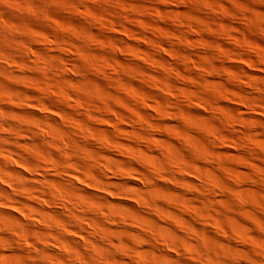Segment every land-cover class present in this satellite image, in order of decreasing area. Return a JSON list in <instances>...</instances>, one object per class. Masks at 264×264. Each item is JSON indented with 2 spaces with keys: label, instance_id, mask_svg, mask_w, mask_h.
Here are the masks:
<instances>
[{
  "label": "bare ground",
  "instance_id": "6f19581e",
  "mask_svg": "<svg viewBox=\"0 0 264 264\" xmlns=\"http://www.w3.org/2000/svg\"><path fill=\"white\" fill-rule=\"evenodd\" d=\"M176 1L178 2V0ZM168 2L169 0L167 3ZM172 2L174 3V1H170L169 4ZM182 2L183 1H181V3ZM178 3H180V0ZM212 3L214 6L215 3ZM156 4L159 3L156 2ZM216 4L217 7L220 5V3L217 2ZM205 6L207 5L205 4ZM219 7H221V5ZM219 7L217 9L215 7V10L220 9ZM159 9L160 7L158 10ZM209 10L210 9H208V11ZM208 11L206 12L209 14ZM195 12L199 13V11H194V13ZM214 12L215 11L213 10L212 14H214ZM226 12L227 11H225V13ZM88 13L92 15L91 17H96L95 13ZM220 13L223 14L222 11ZM212 14H209L210 20L212 19ZM215 16L213 18L216 20ZM223 16L225 17V15ZM201 17L204 16L202 15ZM0 18H3L2 22L0 21V48L5 51V54L0 56L1 60L3 59V62L4 60L6 62H10L12 59L11 57H13L12 55L15 53H19V56L21 54V57H26L30 52L27 51V48V50H16L15 46H13L15 48L14 49L10 45V39L13 40V38L16 37L17 39L19 37L17 34H14V31L11 29L13 26V20L10 18V15H2ZM198 19L203 25L206 24L207 26V23H210V20L207 21L205 18L198 17ZM218 19L221 20V18ZM223 19L220 21V24L221 22L222 24L225 23ZM147 21L148 22L145 25L150 23V20ZM181 21H178L179 24L173 23V25H177L174 30V35L176 36L177 41L179 43L186 42L189 46L198 48V50H195L196 53H199V50L201 49L203 54L199 53V55L206 54V56L212 60V63L215 62L214 60L218 59L216 57L219 56V59L221 58L223 62L221 63L223 65L220 67L224 68L223 70L227 67V69L231 72L232 68L224 65L225 59H223V57H225L227 61V59L233 55H224L220 53L221 56L224 55L221 57L214 49L216 47L215 43L217 42L216 44H219L221 42V40L219 41L220 36L218 35L220 33L218 31L223 29L217 30V38H219L217 39L218 41L212 40L214 35H210V33L212 34L211 31L209 33V37L211 36L210 38L212 42H215H213L215 47H211V41L210 43L201 39L204 40L203 45L201 44L203 46L202 47L199 45V42L201 43L200 38H197L200 40L197 45V41L195 40L194 42V38L191 39V35L189 37V34L193 35L195 30L196 32L199 31V33H206L203 31L204 26L198 25L200 26L199 28L202 27L199 29L198 26H194L196 24L192 25L193 22H188L187 24L185 22L184 24L189 27L190 32L191 30H194L189 33L186 32L189 31V29L185 30L184 25L180 24ZM152 25L155 26V24L151 23L149 26ZM226 25L222 28L229 27ZM209 26L210 27H206L205 30L211 28V23ZM167 28L168 27L166 26V30ZM148 29L151 30L150 27ZM210 30L214 31L213 28ZM208 31L209 30H207V32ZM227 31L228 30H226L225 33ZM220 32L222 33V31ZM66 33L67 37L73 36L75 38L73 39L72 37L71 39V41L74 40V44L77 41V43L81 41V44L84 45H82V49L85 50V47H91L89 45L92 40L89 42L85 37V39H82L84 34L77 33L74 35L76 33L75 32L71 35L70 31L69 33ZM186 33L189 34L187 35ZM155 34L156 37L159 35L157 33ZM168 34L174 36L172 33ZM216 34L217 33L215 32V35ZM220 35L224 37V34ZM159 36L162 35L160 34ZM164 36L167 37V35H163L162 41L159 39L160 37H157V39H159L157 42H152V40L148 39L151 43H153L152 45L155 46L157 44V46H160L159 48L162 50H168L163 43L165 41V39L163 41V38H166ZM198 36L201 37L200 34ZM203 36L209 38L207 37L208 34H202V37ZM31 37L35 40V42L42 41L41 37L38 35L33 34ZM192 37L197 36L193 35ZM114 39L115 37L113 40ZM167 40L169 39L166 38V41ZM225 41L224 43L226 44ZM237 42L238 41H236V47L244 49L242 47L244 43L242 42V44L241 42ZM31 44H29V47H31ZM76 44L75 46H77ZM222 44H219L221 48L223 47ZM53 45L55 44L51 42L50 46ZM33 46L34 49H39V47L35 48L36 46ZM64 46L59 48L60 50H63L62 53L60 51L57 52V55L53 54L57 57L56 59L58 61L56 60V62L54 61L52 63L51 61H48L49 57H47V55L44 56L43 53L45 51L42 49L39 50L43 56H35L38 58L36 60L35 67L38 66L40 69L47 72L48 75L51 74L50 76H52L53 79H51L52 77L50 78V76L48 78H50L52 82L54 81L53 83H55L58 87L56 94L60 98V102L66 105V108L68 107V112L70 113H68L69 115H66V113H64L66 111L62 109L61 110L64 114L60 109H50L42 102L38 104H31L26 100H23L18 96L19 91L12 87L14 83L12 82V84H9V81L12 80L7 79V81L5 79V81L9 82V85L6 84L7 82H4L7 86L2 83L5 88H7L5 90L10 91V89H12L13 91H17V94L14 95L15 98L9 97L7 94H3V100L15 102L16 105L29 107V109H34V111L36 109H41L47 112V119L45 121L40 119L38 121L40 124L37 127L35 126L36 129L34 130V127L32 126L33 124L28 123V120L26 122L21 121L22 119L20 120L21 116L24 117L23 113H21L23 114L21 115L13 108H9L7 109L8 111H6L5 107L0 104V143L7 141L15 145L23 146H32L34 143L36 147L34 150L35 153L33 152V156L31 153L28 154L29 152H26L27 155L32 156V158L29 157L30 160L28 159L26 161L22 158V155L25 152H22L23 154L21 153V155L16 151L6 150L3 146L6 143L3 145L0 144V264H29L27 261L28 259H33L35 264H244L242 261L245 257L254 263L264 264L263 243L246 235L240 227L238 228L237 224H235L237 226H235L237 230V237L241 241L251 243V246L244 244V242H236L235 244H232L233 241L225 239L222 236V238L215 237L211 233L212 231H215L216 234L218 233L219 235L226 236L228 232L226 231L227 229L224 227L222 220H220V217L226 215L228 218H231L229 216L231 212L237 208L238 210L236 211H240V207L242 208L241 205H238L240 207H237V205L234 207L235 204L232 205L234 209L231 207L229 202L233 203V201H235L234 199H236L239 195L235 198L230 195V192L226 191L227 189H233L232 192L237 190V193L239 191L240 196L237 199H240L244 203L250 200L251 196H248L249 193H242L245 190L253 193L255 192L258 196L261 195V197L264 194V140H259L257 137L258 135H263L264 133V74L259 71L264 69L263 48H253L255 49L256 56L260 59L259 62L252 59L249 55V57H245L241 54L236 56V58L238 57V60H245L247 64L256 67L259 73L256 74L254 72L255 75L250 72V70L248 71L245 67L241 66L238 68V72L236 71V74L234 69V74L229 76L226 73V76L223 72V74H220V72H217L214 69H206V65L204 66V64H200L199 61H194L191 58L192 62L190 61V63L193 64V67L191 66L192 64L190 66L192 68L196 70L199 69L197 71H200L199 73L203 72L202 75L205 73L209 74L208 78L210 77V74L215 75V77L218 75L221 82L217 80V86L218 83H220L223 85V88L221 86L219 88L215 86L214 88H216V90H213L214 88L212 89L210 84L213 83L214 80L209 84V79L205 77L207 75L202 76L198 74V76L201 77L199 79H193L194 82H197V84L194 86L192 83L191 87L193 86L197 88V86L200 85L203 88V93H193V96L191 94L192 98L190 97L188 99H184V95L182 96V99L181 94L180 92H177L178 89H176V87V92L180 94L178 96L181 99L175 94L173 84H176V82L178 84L179 79L175 77L176 72H170L168 71V68L166 69V72H163L164 69L162 70V77L161 75H158V77L156 76V81H148L149 79L147 80L142 77L141 79L144 80L142 83L140 82V84H144L143 87L146 88L145 95L143 94L144 97L134 91H131L130 89H126L130 90L127 92V98H130L135 104L134 106L130 99L128 101H131L132 103H130L132 105L127 104L126 101L125 104L128 105V109L132 112V115H128L126 113L123 114V112L121 113L110 106L108 99L111 97H108L107 94L98 90H96V92L94 91V85L92 86L91 84L96 81L95 77L92 78L91 76L92 80L94 79L91 82V79L88 80L90 75H92V73L94 75L95 72L93 70L94 72L90 74L89 69L95 68L98 70L97 72L105 75L107 73L110 74L113 71L117 74L115 69H112V72L109 71L112 64H108V66L110 65L111 67L107 69V67L102 66V64L100 65L98 60V62H96L94 59H91L90 56L92 54H89L90 56L87 55L88 53L82 55L81 51V54L79 55L82 56V58H80L83 59L87 68L90 67L86 70V72H88L86 75L89 77L87 78V76H81L82 73L85 72L83 70V68L86 67L85 64L80 62L82 65L84 64V67L80 69L82 67H80L81 64H79V68L77 67L78 65H72L67 60V57H69L70 54H78L77 48L70 45L64 48ZM157 46L156 48H151L150 53L155 51L156 55H158L160 52L157 54V51H159ZM175 47H177V49L174 48L175 52L173 51V54L180 52L184 55V51H187V48L185 47ZM247 48L249 47L247 46ZM34 49H30L31 54L35 53ZM54 49L57 50V48ZM89 49H87L88 52L92 50V47L90 51ZM176 50L179 52H176ZM93 51L94 50H92L91 53ZM112 51L113 50L109 53L110 56H114L116 49L113 53ZM187 52L190 53L189 50ZM131 53L136 55L132 50ZM47 54L49 53L47 52ZM50 55L51 54H49V56ZM100 55L102 54L99 53V56ZM150 55V57L147 55V60L152 67L156 68V66L160 64L161 60L162 63H164L163 61H166L165 59L163 60L161 53V60V57L159 58L160 55H158L159 59L155 55ZM191 55L194 56L195 54L193 55V53H191ZM191 55L189 54L187 57H191ZM96 57L98 56L96 55L95 59ZM155 57L160 61L157 62ZM212 58H214V60ZM24 59H16L18 61H15L13 64L18 65L16 67L19 71H23V68L29 66ZM81 59L80 61H82ZM108 59L110 60L111 58ZM13 60L14 58L12 61ZM73 61L75 62L76 60H72V62ZM78 61L76 62L78 63ZM11 62L10 64H12ZM217 62H219V60ZM228 62H230V60ZM180 63L183 64L185 62L180 61L179 64ZM186 63L184 65L187 67ZM7 64L8 63H5L6 66ZM139 64L134 62L133 67L135 66V69H137ZM215 64L212 68H215ZM6 66L0 65V75L1 73H4L3 75H6L5 77L8 75L13 79V81L18 80L23 73V75L27 74L25 72L20 74L21 72L19 73L15 66H12L13 68H8ZM32 66L30 63V67H28L30 69L28 70H31ZM165 66L168 67L166 63ZM165 66L162 68H165ZM173 66H176V64ZM182 67H178L179 70L182 69ZM184 67L183 69L185 70ZM138 68L140 69V67ZM158 68L161 71L160 67H157L156 71H159ZM216 68L218 67L216 66ZM175 69L177 71V68ZM188 69H190V67ZM150 71H152V68ZM156 71L154 70L153 73L151 72L152 77ZM219 71H222V69ZM72 73L81 75L78 76L79 78L77 77L79 79L77 82L78 84L69 87L68 85L71 84V81L73 83L71 76ZM191 74L192 73H190V75ZM182 75L181 77L183 79H181L183 81L184 77ZM0 77H2V75ZM211 77L213 79L214 76ZM21 78H23V76ZM85 79H87L90 84H81V82ZM3 80H1V82ZM187 81L185 82L187 85L189 84L190 87V83ZM120 82H122V80ZM156 82H159L161 87H159ZM95 84H97V81ZM125 86L124 88H126ZM180 86L179 89L181 90ZM190 88H188V91ZM39 91V95H45V91L47 90ZM46 95L48 96V94ZM186 95L189 96L188 93ZM215 96L217 99L221 100L220 103L219 100H216L218 104L225 101L224 104L221 105L226 111L225 113L216 111L213 108L212 97L215 98ZM94 99L103 104V106H98V109L97 107H93L92 103H95ZM146 99H150L151 103L153 102L154 104H148ZM163 99H165V103L163 102ZM166 101L167 108L169 103L171 105L169 106V109L175 110L174 118L176 119V122H182V126H184L185 123L186 127L184 128L186 130L189 131L190 129L187 128L190 127L193 132L197 134L199 133V136H197L198 139L195 138L193 140L196 136H189L185 129H182L184 131H182V135L178 129L180 136L176 139L173 138L174 131L172 132V128L174 127H172L173 125L170 122L173 115L172 113H169V110L167 113V108L165 107ZM228 101L229 103L234 102V107L232 104H228ZM235 103L243 107L242 110L241 108H235ZM127 105L125 106L127 107ZM194 106H198L204 111L207 110V112H212L215 119H218V123L222 121L227 126L225 127L227 130L229 129L230 135H223V131H225V129L220 131L218 126L216 128L217 124L213 127L209 125L207 126L203 123L204 120L202 122H196L193 120L194 116H192V112L197 108ZM149 107L153 108L154 113H157L158 117L160 116V119H156V115L153 114L152 110L148 109ZM198 110L195 111L197 112ZM218 110H220V108ZM31 111L28 112L27 110V117L35 116L33 110ZM6 114L12 116L13 119L19 118L21 122L19 123V120L18 123L15 121V124L18 125L14 126L15 124L9 122V119L7 120ZM167 116H170L171 119L166 120L165 117ZM236 116L237 118L239 117L238 119L240 120L238 121H241L240 123L242 126L240 124L239 126L238 123L236 125V120H232L234 119L233 117ZM57 117H60L59 119L61 120ZM122 118L132 125L133 128L130 127L132 131L127 130L128 127H125ZM203 118L205 117H201V119ZM215 119H212L213 122ZM94 121H97L95 123L98 124L93 125ZM169 122L172 126L168 124ZM176 122H173V124L176 125ZM213 122L211 121V123ZM194 129L196 131H194ZM227 134L229 133L227 132ZM200 135L205 137L206 140L208 139L210 142L209 145H213L212 147L214 148L211 149V146L204 145L202 142L205 141V138L201 141ZM188 137H192V139H189ZM139 143L144 145L145 148H140L138 146ZM220 145L238 148L245 153V157H241L243 159L242 162L240 160V162L236 161L237 157H234L235 160L233 161H236L237 163L234 162L233 165L231 164V169H228L229 173H226L225 164H222L224 161L222 162L220 149L223 147H220V151L216 150ZM18 148L20 149L21 147ZM255 152L263 156L257 157L258 154ZM230 154L227 153V157H229ZM122 159H128L129 162L133 163H135V161L146 162L155 168V174H151L147 171V168L144 165L139 164L141 170L137 173L136 178L147 186L151 193V197L145 196L142 189L139 187L130 188L129 183L126 180H124L126 182H118L117 180H114L115 177L121 176V170L118 166V162ZM242 176L245 177L243 178ZM225 177H228L232 181L231 186L230 182L227 180L225 181ZM8 186L14 190L9 189ZM123 192L128 193L135 201H137L139 205H141L142 208L140 206L137 207L133 203H125L123 201L117 202L110 199V196H119ZM221 199H228L227 201L229 202L226 201L225 203H227L233 210L231 211V208L229 209L227 205L226 207L224 206L225 208L223 207V209L219 208L217 204L221 205L219 204L221 203L219 202ZM254 199L257 198H253V200ZM257 200H259V198ZM187 201H189V204ZM190 202L196 203L199 206V210L193 211L190 207ZM257 202L261 205L259 201ZM178 210H181L183 213L185 212L184 214H191V216H193L191 218H195V220L192 221H197L198 226L194 224L192 225L190 221L185 219L183 213L181 214ZM212 212H215L216 215L222 213V216L218 217V219ZM249 212H251V210ZM181 215H183V217ZM230 215L232 216V214ZM23 217L26 218V220ZM234 219L236 220V218ZM259 222L264 223L261 220H259ZM143 241H145L148 245H145L144 247L143 244L146 243L144 242L142 244L141 242ZM220 255L226 257L229 262H226L225 259L222 261L223 259H220Z\"/></svg>",
  "mask_w": 264,
  "mask_h": 264
},
{
  "label": "rangeland",
  "instance_id": "374dc122",
  "mask_svg": "<svg viewBox=\"0 0 264 264\" xmlns=\"http://www.w3.org/2000/svg\"><path fill=\"white\" fill-rule=\"evenodd\" d=\"M167 1L168 0H160V1L159 0L158 1H156V0H0V17H2V15L3 16H5V15L9 16L10 15V18L13 20V26H12L11 29H12V31H14V34H17V36H19L17 39H16V37L13 38V40L10 39L11 42L10 41L9 42L11 44L10 43L9 44L12 47L15 46L16 50H18V49L25 50L27 48L28 50L27 49L26 50L28 52L29 51L31 52V50L34 49L33 45L36 46L35 48L39 47V49H34L35 53L31 54L29 52L30 55L28 53V55L26 56L27 58L24 57V56L21 57V54L19 56V53L18 54H16V53L13 54L12 55L13 57H11V58L12 59L14 58V60L12 61V59H11L12 62L10 61L12 64H10V62H6L5 60L3 62V59L1 60V58H0V65L6 66L5 63H8L7 66H6L8 68H10L12 66L13 67L14 66L15 67L18 66L17 64L13 65L15 63V61H18L19 59H24V58H25L24 60L26 61V63L29 64L28 67H30V63H31V66L34 63V65L31 67V70H28L30 68L25 67V68L22 69L23 71H19V69H17V67H16L17 71H19V73L21 72L20 74H22L23 72L27 73L25 75H23L24 73L22 74L23 78H21L22 77L21 76L20 77L21 80L19 78L18 80L13 81V79L10 78L8 75H7V77H8L7 78V77H5L6 75L5 76L3 75L4 73L3 74L1 73L2 77L3 76L4 77L3 78L0 77L1 78L0 79V104L5 107L6 111H8L7 109H9V108H13L19 114L23 113L24 115L23 114H21V115H23L24 117L26 116V114L28 112L33 110V113L35 114V116H34L35 118L34 117H27L28 116L27 115L26 116L27 119H26V117L24 118V117L21 116L20 120L22 119L21 121H24V122H26L28 120L27 121L28 123L33 124L32 126L34 127V130L36 129L35 126L37 127L40 124L38 122L40 119H42L43 121H45L47 119V112H45V111H43L41 109H36L34 111V109H29V107H23V106L16 105L15 102H12V101H9V100L5 101V100H3V98H4L3 94H7L9 97L15 98L14 95H16L17 94L16 92L19 91L18 96L21 97L23 100H26L27 102L31 103V104H35V103L38 104V103L42 102L47 107H49L50 109H55V110H57V109L61 110L62 109V110H65L66 112H64V113H66V115L69 113L68 112L69 111L68 107L66 108V105H64L63 103L60 102V98L56 94L57 90H58V87L56 86L55 83H53L54 81L52 82L51 79H53V77L50 76L51 74L49 73L50 75H48V73L45 72L44 70L40 69V67H38V66H36L37 68L35 67L36 60L38 59L36 57L43 56V54H44V56L47 55V57H49V59L47 58L49 62L50 61H51V63L54 62V61L56 62V60H57L56 58L57 57H55V55H57V52L61 51V53H62V51H63L62 49L61 50L59 49L60 47H63L64 45H66V46H68V45L75 46V44L78 41L75 42V44H74V40H72L73 41V43H72L71 39H72L73 36H71V37H67L66 36V34H67L66 32L69 33V31H70L71 35L74 34L75 32L76 33L74 35H76L77 33H82V34H84L82 39L86 38V40H88L89 42L92 40V42H90L89 46L92 47V50H94L93 51L94 53L93 52L91 53V51H92V50L90 51L91 47H89L90 49L88 47H85L86 48L85 49L86 52H85V50L82 49L83 48L82 47L83 44H81V41H80L79 43L81 45L79 43H77L76 44L77 46H75L77 48V51H78L77 55L76 54H70V55L66 54V55H69V57L66 56L68 62H70L72 65H75V66L78 65L77 67H79V64H81L82 62L84 63L83 59H81L82 56L79 55V54H81V51H82V55H84L85 53L86 54L88 53L87 55H89V54L91 55L92 54L91 55L92 57L89 55L90 58L94 59L96 62L99 61L98 63L100 65L102 64V66H104V67H107V69H109L111 67L110 65L108 66V64H112V67L110 68L111 70L109 69V71L112 72L113 71L112 69H115V71H117L116 73L118 75L115 74L114 71L112 72L114 74H112V73H110L108 71L110 74L107 73L105 75L103 73L97 72L98 70L95 69V68L94 69H89L90 67L87 68L86 64L84 63L86 67H84V64L83 65L81 64L80 67L81 66L82 67L81 68L79 67V68L82 69L84 67L85 69L83 68V70L85 72H83L82 75L81 74L72 73L73 75L71 74V76H72L73 83H75V82L76 83L73 84L72 81H71L72 85L69 84L68 86L70 87V86H75L76 84H78L77 82L79 81V79H78L79 75L87 76L86 75L88 73V72H86L87 69L90 70V74L95 71L96 72V73L94 72L95 76L93 75V73H92V75H90V78H88L89 76H87L88 80L91 79L90 82L94 80V79L92 80V78H94V77H95V79L97 81V84H95L96 81H94V83L91 84L92 86L94 85L93 86L94 87V91L96 92V90H98V91H100L102 93L104 92L105 94H107L108 97H111V98H109L110 100L108 99V103L110 104V106H112L117 111H120L121 113L123 112V114L126 113L128 115H132V112L130 111V109H128V105L127 104L132 105V104H134V102L130 98H127V96H128L127 92L131 90V91H134L135 93L141 95L142 97H144L146 88H144L143 87L144 84H140V82L142 83V81L144 79H147V80L149 79L148 81H150V80L156 81V76L158 77V75L159 76L161 75V77H162L163 72H166L167 68H168V71H170V72H173V73L176 72L175 73L176 76L175 75L174 76L177 79H179L178 84L176 82L177 85L175 83L173 84V89H174L175 94L177 96L181 94V97L184 95L183 96L184 99L185 98L188 99L190 97L192 98L193 93H196V92L203 93V88L200 85H198L197 88L192 86L194 89L191 87L192 83L194 84V86L197 84V82H194L195 78L199 79L201 77V76H198V74H200V75L203 74L202 71H201L202 73H199L200 71H197L199 69L196 70V69L192 68L193 64L190 63V61L192 59L194 61L195 60L199 61L200 64H204V66L206 65L205 66L206 69H214L217 72H220V74L225 73V75H226V73H227V75H229V76L234 74V69H235V74H236V71L241 66L245 67V69L248 70V71L250 70V72H252V73H254V72L256 74L259 73L256 67L247 64L245 62V60H238V57L236 58V56L238 54H241V55H243L245 57L251 56L252 59L256 60L257 62L260 61V59L256 56L255 49H253V48L259 47V48H263L262 50H264V0H180V3H178L179 0H178V2L176 0H169V2L170 1H174L175 4L173 2L169 4V2L167 3ZM181 1H183V2L181 3ZM156 2H158L159 4H156ZM212 2L215 3L214 6H213ZM216 2L220 3L221 7L223 6L222 10H221V7H219L220 6L219 4H218L219 5L218 7L220 9H218V10H220V11L215 10V7H216V9L218 8ZM205 4L209 8L207 6H205ZM159 7H160V9L158 10ZM208 9H210V10L208 11ZM211 9H212V11H211ZM112 10H114L115 12L112 11ZM213 10L215 11L214 14H212ZM194 11H199V13L198 12L194 13ZM206 11H208L209 14H212L211 18L213 19V21H212V19L210 20V15ZM221 11H222L223 14L220 13ZM225 11H227V12L225 13ZM88 12L95 13L96 17L95 16L91 17L92 15H90ZM215 13H217V14H215ZM202 15L204 17H201ZM223 15H225V17ZM232 15H234L236 18L234 16H232ZM208 16H209V18H208ZM214 16L216 17V20L218 18H221V20L224 18L223 19L224 22H225L224 24L225 25L226 24H230V25H226V26H229V27H226L227 29L225 27L222 28L225 25L222 24V22L220 24V21H221L220 19H218L216 21L213 18ZM198 17L205 18V19H207V21L210 20L211 28L207 29V30H209L208 32L205 29H206V27H210L209 26L210 23L206 22L208 25L207 26H206V24L203 25L199 21ZM227 18H228V20H227ZM2 19L3 18H0L1 22H2ZM147 20H150V23L151 24H155V26L152 25L153 26V28H152V26H149L150 23L148 25H145L148 22ZM173 20H175V21H173ZM178 21H181L180 24L184 25L185 30L189 29V27H187L184 24L185 22H186V24L188 22H191V23L193 22L192 25L196 24V25H194L195 27L198 26V25L204 26L203 31H205L206 33H203V32L199 33V31L196 32V30L195 31L191 30V32L194 31L193 35L197 36V37H192L193 35L189 34V33H191L190 29H189V31H186V32H189L188 33L189 37L191 35V37H190L191 39L194 38V42H195V40L197 41L196 42L197 45H198V42L201 39H204L207 42H210V41L212 42V40L216 41L217 39H219L217 37L220 36L219 41L221 40V42L219 44H222V42H223V44H222L223 47L221 48V46L219 44H216L217 42L215 43L214 41L213 42L215 43L216 47L214 46L213 42H212V46L211 45L210 46L211 47H215L214 49L216 50V52H218V54L220 56H221L220 53H222L224 55H230V54L233 55L231 57L228 56L230 58H228L227 61H226V58L223 57L224 55L221 56V57H223V59H225V61L223 60L225 62L224 65L231 67L232 70H233V71L231 70V72H233V73H231L230 70L227 69V67H225V70H223L224 68L220 67L221 65H223V64H221L223 62H222L221 58L219 59V56H217L216 58H218V59H215V60H214V58H212L217 64L216 65L215 62H213L215 64V68H212V67H214L213 66L214 64L212 63V60L209 59V57H207L206 54L202 55L203 53H202L201 49L199 50L200 51L199 53H202V54L199 55V53L195 52V50H198V48H193V47L189 46L188 44H186V42L185 43H179L177 41L176 36L174 35L175 34L174 30H175V28L177 26L176 24H179ZM218 21H219V24H218ZM103 23H106V24H103ZM173 23H176V24L173 25ZM220 25H221V27H220ZM166 26L168 27L167 30H166ZM200 26H198V28ZM147 27L148 28L150 27L151 30L148 29ZM162 27H163V29H162ZM201 28H199V29H201ZM212 28H213L214 31L210 30ZM220 29H223V30H220ZM225 29L228 30L226 33H225V31H226ZM65 30H66V32H65ZM148 30H150L152 33L150 31H148ZM171 30H173V31H171ZM217 30L222 31V33L220 31H218V32L220 34H224V37L222 35H220V34L218 35ZM80 31H82V32H80ZM166 31L168 33H172L174 36H172L171 34H168ZM210 31L212 32V34L210 33ZM64 32H65V34H64ZM195 32H196V35H195ZM213 32H214V34H213ZM215 32L217 33L216 35H215ZM228 32L230 34H232V35H230ZM155 33H157L159 35L160 34L162 35V36L157 35L158 38L160 37L159 39L161 41H162L163 35H167V37L166 36H164V37H166L169 40H167L168 41L167 42L166 38H163V41L165 39V41L167 42L166 43L164 41L163 43L165 44V47L168 48L169 52H168L167 49H163L165 51L164 52L161 48H159L160 46L158 47L157 44L154 46V45H152L153 43H151L149 41V39L152 40V42H157L159 40V39H157ZM162 33H164V34H162ZM209 33H210V35H214L212 40L210 38L211 36L209 37ZM33 34L38 35L39 37H41L42 41H36L35 42V40H33L32 37H31ZM199 34H200L201 37L198 36ZM202 34L203 35L208 34L207 37H209V38H206V36L202 37ZM215 36H216V38H215ZM114 37H115V39L113 40ZM68 38H70V39H68ZM154 38L156 39V41H155ZM197 38H200V40H198ZM44 39H46L48 42L46 40H44ZM73 39H75V38L73 37ZM43 40H44V42H43ZM204 40H201V43L199 42L200 46L203 45ZM25 41H27V42H25ZM68 41H70V42H68ZM115 41H116L117 44L115 43ZM224 41L226 42V44L224 43ZM236 41L241 42V43L243 42L244 44L242 43L243 45L242 44L241 45H242V47L244 49H239L238 47H236L237 46ZM0 42H1V40H0ZM51 42H53V44H55V45L50 46ZM65 42H66V44H65ZM27 43H29V44L32 43L31 47H29L30 45L27 44ZM56 43H58V44H56ZM56 45H58V46H56ZM66 46H64V48H66ZM156 46L159 49V51H157V54L160 52L162 57H163V60L164 59L166 60V61H163L164 63H162V60H161L162 57H161L160 53L158 55H160L159 58L161 57L160 58L161 61L158 60L159 58H158V55H156L155 51L150 53L151 48L152 49L154 47L156 48ZM172 46H173V48H172ZM175 46L185 47V48H187V51L189 50L190 53H188L187 51H184V55H186V54L187 55L185 57H183L184 56L183 53L181 54L179 51L176 50V52H179V53H177L178 55L177 54H173L175 52L174 48L177 49V47H175ZM247 46L249 48H247ZM54 48H57V50L54 49ZM169 48L171 49V52H170ZM41 49L43 51H45L43 54H41L40 53L41 51H39ZM87 49H89L90 52H88ZM115 49H116V51H115ZM226 49L228 50V52H227ZM35 50H37L39 53L37 51H35ZM103 50H104V52H103ZM111 50L115 51L114 52L115 53L114 56H110L109 55ZM131 50L134 51L136 55H133L131 53ZM113 51H112V53H113ZM47 52L49 54H51L52 56L50 55L51 56L50 57L49 54H47ZM97 52H99L102 55L99 56V53H97ZM154 52H155V54H154ZM181 52H183V51H181ZM191 53H193V55L194 54L195 55L192 56ZM3 54H5V51L2 48H0V56H3ZM53 54H55V55H53ZM106 54H108V55H106ZM150 54H152V56H154V55L157 56L158 59L155 57L156 58L155 60H157V62L160 61V64H158L159 66L157 65L156 68L152 67L150 65V63L148 62V60H147L148 56L149 57L151 56ZM189 54L191 55V57L190 56L187 57ZM96 55L98 57H96V59H95ZM181 55H182V57H181ZM75 56H77V57H75ZM70 58H72V59H70ZM108 58H111V59L109 60ZM182 58H185L186 60L182 59ZM210 58H211V56H210ZM16 59H18V60H16ZM80 59L82 61H80ZM72 60H76V61L79 60V61H78V63L76 61L75 62L73 61L74 63H77V64H74L72 62ZM218 60H219V62H217ZM229 60H230V62H228ZM180 61H183L185 63L187 61V63H186L187 67H186V65H184L185 63H183V64L180 63L179 64ZM108 62H110V63H108ZM134 62L137 63V64L140 63L139 66H138V67H140V69L137 67L138 71H137V69H135V66L133 67V63ZM175 62H178V63H175ZM165 63L168 65V67L165 66ZM174 63L176 64V66H173V65H175ZM181 64L183 65V67L185 66L184 67L185 70L183 69ZM8 65H11V66H8ZM131 65H132V67L134 69L131 67ZM113 66H114V68H113ZM163 66H165V68H162ZM188 66L190 67V69H188L189 68ZM207 66H208V68H207ZM216 66L218 68H216ZM157 67H160L161 71L159 70V68H158L159 71H156ZM178 67H180V68L182 67V69L179 70ZM151 68H152V71H150ZM169 68H170V70H169ZM175 68H177V71H176ZM220 69H222V71H219ZM226 69L228 70L229 74H228ZM154 70L157 73L155 72L154 74H156V75L153 74V77H152L151 72L153 73ZM162 70H163V72H162ZM191 70H192V72H191ZM134 71H135V75H134ZM259 71L262 74H264V69H261ZM184 72H185V74H184ZM138 73H140V74H138ZM190 73H192V74L190 75ZM255 73H254V75H255ZM83 74H85V75H83ZM194 74H196V75H194ZM133 75L136 76V77H134ZM181 75L184 77L183 81H182L183 78L181 77ZM205 75H207V76H205ZM49 76H50V78L51 77L52 78L51 79L48 78ZM91 76H92V78H91ZM190 76H192V77H190ZM202 76H205L207 79H209V84L211 82H213V80H214V82L210 84V87L212 89L215 86L217 88H219L220 86L223 88V85L220 84V83H218V86H217L216 81L220 79V77H218V75L215 77V75L210 74V77L214 76L213 79H212V77L208 78L209 74H206V73L204 75H202ZM142 77L144 79H141ZM73 78H76V79H73ZM138 78H140V79H138ZM5 79L6 80L7 79L8 80H12V81H9L10 82L9 83V82H7L8 80L5 81ZM97 79H99V80H97ZM187 79H188V81H187ZM1 80H3V81L1 82ZM85 80L83 82H81V84H83V85H85L84 83H87V85L90 84V82L87 79H85ZM119 80L120 81L122 80V82H120ZM185 81L190 83V87L191 88L189 87V84L188 85L186 84ZM4 82L5 83L7 82L6 84H8V83L12 84V82H13L14 85H12V87L16 88L17 91L16 90L13 91L12 89H10V91L5 90L7 88H5L4 85H6V84ZM219 82H221V81L219 80ZM2 83H4V85ZM157 84H158L159 87H161L159 82ZM212 84H213V86H212ZM123 85L124 86L126 85L125 86L126 88H124ZM185 85H187V86H185ZM179 86L181 87V90L179 89ZM9 87H11V86H9ZM175 87H176V89H178V91L175 89ZM183 87H187V88H183ZM188 88H190L191 91H190V89L188 91ZM198 88H200V89H198ZM126 89H130V90H126ZM196 89H197V91H196ZM224 89H223V91H224ZM39 90H41V91L47 90L48 93H47V91H45V95H39L40 94ZM192 90H193V92H192ZM213 90H216V88H214ZM176 91L180 92V94H178ZM53 93H55V94H53ZM187 93H188L189 96L186 95ZM46 94H48V96ZM191 94H192V96H191ZM230 95H232V94H230ZM183 97H182V99H183ZM129 99L133 102L132 103L130 101L132 104L128 101ZM165 99H163L164 103H165ZM212 99H213L212 100L213 108L216 111L225 113L226 111L224 110L223 106H221V105L224 104L225 101H222L223 103L218 104L216 100H219V99H217L216 96H215V98L212 97ZM94 101H95V103L94 102L92 103L93 107H97V109H98L100 107V105H101V107L103 106V104L99 103V101L97 102V100H95V99H94ZM126 101H127V104H125ZM146 101L150 105L154 104L153 102L151 103L150 99H148V100L146 99ZM220 102H221V100H219V103ZM227 103L230 104V105L232 104V106L234 107V104H233L234 102H232V103L230 102L229 103V101H228ZM125 105H127V107ZM168 105L171 106L169 103H168ZM216 105H217V107H216ZM235 105L237 106V107L235 106V108H241V110H242L243 107H241L240 105H238L236 103H235ZM134 106H135V104H134ZM169 106L167 108V101H166L165 107L167 108L166 109L167 113H168V110L170 111L169 112L170 114L172 113L173 116L170 115V116H172L171 117L172 120H170L171 119L170 116H167L165 118H166V120H170L171 124L173 125L172 126L170 124V122L168 123V124H170V126L174 127V128H172L173 130L172 129L171 130H172V132L174 131L173 132V136H174L173 138L176 139L178 136H180V134L181 135L183 134V132H184L183 130L185 129L184 127H186V124L184 123V126H182L183 125L182 122H179V121L176 122V119L174 118V111L175 110L172 109L173 110L172 111L171 109H169L170 108ZM194 107L195 108L197 107V108L195 109ZM194 107L193 108L195 110H198V108H199L198 111H200V112H198V111L196 112L195 110H193V112L195 111L194 113L192 112V116H194L193 120H195L196 122H202L204 120L203 123H205L207 126L209 125V126L215 127V125L217 124L216 128L218 126V128H220L219 129L220 131L222 129H225V131H223V135H225V136L226 135H228V136L230 135L229 129L227 130V128H226L227 126L220 120L219 121L221 123L220 122L218 123V121H217L218 119H215V117L212 114V112H209V111L207 112V110L204 111L202 108L200 109V107H198V106H194ZM219 108H220V110H218ZM148 109L153 111V108L149 107ZM27 110H28V112H27ZM62 110H61V112H62ZM129 113H131V114H129ZM153 114L156 115V119L157 118L160 119V116L158 117L157 113H154V111H153ZM195 115L197 116V118H196ZM6 116H7V120L9 119V122H11L12 124H15L16 122L18 123L19 118H14L13 119L12 116H9L7 114H6ZM201 117H205V118L201 119ZM37 118H38V120H37ZM57 118L59 119L60 117H57ZM233 118L234 119H232V120H234V121L236 120L237 121V122L235 121L236 125H237V123H238V125L239 124L241 125V123H240L241 121L240 122L238 121V120H240V119H238L239 117L237 118V116H236V117H233ZM92 119H94V118H92ZM212 119H215L214 122H213ZM20 120H19V123L21 122ZM59 120H61V119H59ZM211 121L214 124L211 123ZM95 122H97V121H94V123L92 122L93 125L96 124ZM123 122H124L123 124L125 125V127L126 128L128 127L127 130L132 131L131 128H130V127H132V125H130L129 122L125 121L124 119H123ZM173 122H176L177 124L175 125V124H173ZM220 124H223L224 126L220 125ZM16 125H18V124H15L14 126H16ZM127 125H130V126H127ZM176 126H178V127H176ZM181 127H183V128H181ZM178 129H179L180 134L178 132ZM187 129L191 130V131L189 130L190 131V133H189V131L185 129L189 136L190 135H192L193 137L196 136V137L193 138V140L195 138H197V136H199V133L197 134V133L193 132L192 128L188 127ZM186 131H185V133H186ZM194 131H196V130L194 129ZM227 132L229 134H227ZM220 133H222V132H220ZM22 135H24V134H22ZM223 135H221V136H223ZM202 137L203 136H201V139H200L201 141H203L202 139L205 138V137H203V138ZM257 137H258L259 140L263 141L264 140V133H263V135H258ZM188 138L192 139V137H188ZM204 140L206 141V142L205 141L202 142L204 145L211 146V145H209L210 142H209L208 139L206 140V138H205ZM0 144H2V145L5 144L3 146L5 147L6 150H9V151L10 150L16 151L19 154H21L22 152L23 153L25 152L24 153L25 155L23 153H22L23 155L22 154L21 155H22L23 160H26V161L29 159V157L32 158L33 152L35 153L34 150L36 148L35 144L34 143L32 144V142H31V144H32L33 147L31 145L30 146L15 145V144L7 142V141H4V143L2 142ZM138 146L140 148L143 147V149L145 148L144 145H141V143H139ZM212 146H211V149L214 148ZM18 147H21V148L19 149ZM220 147H223V148L220 149ZM25 149H27L28 151L25 150ZM216 150L217 151L219 150L221 152L222 162L223 161L225 162V163L224 162L223 163L221 162V163L223 165L225 164L224 166L226 168V173H229L228 169H231V167H232L231 164L233 165V163L236 162V161H238V162L241 161L242 162V160H243L242 158L245 157L244 151H241L240 149L234 148V147H231V146L229 147V146H226V145H224V146L220 145V146H218V148ZM26 152L27 153L29 152L28 154L31 153L32 156L31 155H27ZM227 153L228 154L231 153L230 154L231 156L229 155L230 158L227 157L228 156ZM256 154H258V153H256ZM27 156H28V158H27ZM260 156L262 157L263 155H260V154L257 155V157H260ZM234 157H237L238 160L236 158V161H233V160H235ZM220 161H221V159H220ZM230 162H232V163H230ZM139 164L144 165L147 168V171L149 173L155 174V168H153L150 164H148L146 162L135 161V163H133V162H129L128 159H124V160L122 159L121 161L118 162V166L120 167V170H121V176L115 177L114 180L115 181L117 180L118 182H126V181H128L130 188L131 187L132 188L139 187V188L142 189V191L145 194V196L151 197V193L148 190L147 186L142 181H139V180L136 179L137 178V173L141 170ZM229 164H230V167H229ZM242 177L244 178L245 176H242ZM124 180H126V181H124ZM226 180L228 182H230V183L232 182L228 177H225V181ZM231 185H232V183L230 184V186ZM8 188L11 189V190H14V189H12L9 186H8ZM232 190L230 188L229 190L227 189L226 191L230 192V195L234 196L235 198L238 195L240 196L239 191L237 193V190H235L233 192H236V193H233ZM126 191H127V188H126ZM245 191H243L242 193H246V194L249 193L248 196H250V195L254 196V197L250 196V200H248L246 203H244L240 199H237V198H239V196L236 199H234L237 203L235 201H233V203L229 202V201H227L228 199L227 200H223L224 198L221 199V201H219V202H221V203H219L221 205L217 204V206H219V208H221V209H223L224 206L226 207V205L230 209L233 204H235L234 207H236V205H237V207H240L238 205H241L242 208L240 207V209H239L240 211H236V210H238V208H237L233 212H231V211L234 209V207H232L233 209L231 208V211H230L231 213L230 214H232V216L235 214L233 216V218H232V216L230 214H229V216L231 218H228L226 215H224L223 217H220V216H222V213H219V214L216 215L215 212H212L214 214V216L216 215L215 217H217V218L220 217V220H222V223H223L224 227H226V229H227L226 231L228 233H227L226 236L219 235L218 233H217L218 234L217 235L215 231H212L211 233L215 237H220V238L224 237L225 239H229V240L233 241L234 243L232 242V244H235L236 242H244V241H241L236 235L237 230L235 228V226H236L235 224H237L238 228L240 227L242 229V231L246 235H248L251 238L257 239L258 241H260L264 245V223L259 222V220L264 222V217H263L264 216V205H263V203H264V199H263L264 198V194L261 197V195L258 196L257 193H255V192L253 193V192H249V191L245 192ZM122 194L119 195V196H110V199H112L114 201H117V202H122L123 201L125 203H133L137 207L138 206L141 207V205H139L137 203V201H135L128 193L123 192ZM253 198H257V199L259 198V200L254 199L255 200L254 201ZM226 201L229 202V204H231V207H229L228 204L225 203ZM257 201H259V203H261V205H259ZM187 202L189 204V201H187ZM192 203L190 202L191 209L193 211H195V210L198 211L199 210V206L196 203H194V202H192ZM245 205H248V206H245ZM242 209L245 210V211H243ZM250 210H251V212H249ZM178 212H181V210H178ZM253 212H255V213H253ZM182 213L183 212H181V214ZM184 213H183V215H184V217H185V219L187 221H190V223L192 225L194 224V225L198 226L197 221H192V220H195V218L192 219L191 217H193V216H191V214L189 215L187 213L186 214H184ZM183 215H181V216L183 217ZM234 218H236V220ZM24 219L26 220V218H24ZM240 222H243V223H240ZM238 224H240V225H238ZM144 242L145 241H143L141 243L143 244ZM244 244H246L248 246H251V243H249V242H244ZM145 245L147 246L148 244L147 243L143 244L144 247H145ZM220 259H223L222 261H224V259H225L226 262H229V260L226 257H224V256H221ZM27 261L29 262V264H35L33 259H28ZM242 262L244 264H257V263L252 262L248 258L246 259V257L243 258Z\"/></svg>",
  "mask_w": 264,
  "mask_h": 264
}]
</instances>
